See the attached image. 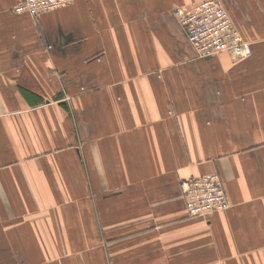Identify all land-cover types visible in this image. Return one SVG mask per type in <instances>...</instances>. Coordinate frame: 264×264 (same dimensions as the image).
<instances>
[{"label": "crops", "instance_id": "obj_1", "mask_svg": "<svg viewBox=\"0 0 264 264\" xmlns=\"http://www.w3.org/2000/svg\"><path fill=\"white\" fill-rule=\"evenodd\" d=\"M202 0H0V264H264V0H220L252 54L199 58ZM218 173L230 207L190 217Z\"/></svg>", "mask_w": 264, "mask_h": 264}, {"label": "built area", "instance_id": "obj_2", "mask_svg": "<svg viewBox=\"0 0 264 264\" xmlns=\"http://www.w3.org/2000/svg\"><path fill=\"white\" fill-rule=\"evenodd\" d=\"M74 0H15L13 12L38 17L70 6ZM174 15L183 27L197 57L228 52L236 59L252 54L220 0H202L191 7L177 8ZM187 214L208 217L230 207L223 180L218 173L186 178L180 183Z\"/></svg>", "mask_w": 264, "mask_h": 264}]
</instances>
